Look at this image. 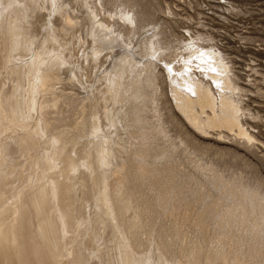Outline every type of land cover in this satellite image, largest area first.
<instances>
[{
    "label": "bare ground",
    "instance_id": "1",
    "mask_svg": "<svg viewBox=\"0 0 264 264\" xmlns=\"http://www.w3.org/2000/svg\"><path fill=\"white\" fill-rule=\"evenodd\" d=\"M8 1L0 0V264H264V180L252 185L214 170L201 180L172 169L173 153L160 143L167 136L162 119H146L154 103L146 88H156V73L132 88L135 127L109 122L114 100L101 95L62 124L60 103L81 89L61 73L69 57L62 32L77 29L74 18L69 13L58 25L56 18V39L43 37L44 0L34 20L22 14L33 2ZM129 7L133 12L136 2ZM136 21L143 22L142 12ZM49 50L58 56L39 63ZM25 62L40 64L36 87ZM217 65L224 90L216 94L200 81L188 85L193 95L174 88L176 106L193 129L233 132L249 148L255 139L241 118L253 116L241 108L243 89L230 66ZM100 134L106 144L96 155L91 140Z\"/></svg>",
    "mask_w": 264,
    "mask_h": 264
},
{
    "label": "rangeland",
    "instance_id": "2",
    "mask_svg": "<svg viewBox=\"0 0 264 264\" xmlns=\"http://www.w3.org/2000/svg\"><path fill=\"white\" fill-rule=\"evenodd\" d=\"M12 1L6 6H11ZM131 1L137 4L133 12ZM29 2L33 4L24 8L23 16L34 20L40 12L47 14L43 37L50 33L48 38L54 39L58 29L55 19L58 18V25L69 13L77 28L71 33L60 27L64 53L69 56L65 70L61 69L62 77L67 85L81 83L82 89L73 100L60 103L64 110L57 115L62 124H72L82 116L80 108L88 106L90 98L101 95L114 100L117 113L111 114L109 122L119 121L127 130L135 127L129 121L134 116L128 112L133 103L132 88L144 74L156 73V88H146L150 98H154V103L146 108V119L151 124L162 119L167 136H161L160 143L173 153L169 158L175 165L172 169L184 170L187 175L191 170L201 180H206L211 170L215 175L244 179L252 185L258 178L264 180V0H54L51 5L44 0L45 8L40 12L43 0L23 3ZM141 12L143 22L138 23L137 14ZM79 46L85 48L78 50ZM57 56L52 50L43 51L39 63ZM148 62L154 69H143ZM221 62L230 66L228 73L243 89L241 108L253 116L241 118L255 139L249 148L239 143L233 132L219 135V130L203 133L193 129L176 106L174 88L193 95L188 85L200 81L208 83L216 94L224 90L221 79L225 74L217 65ZM39 63L37 69L30 62L20 64L33 71L29 83L34 87ZM213 74L218 78H213ZM66 89L72 94L70 86ZM115 125L109 124V129L114 131ZM181 140L186 145L180 144ZM91 141L99 155V148L106 144L102 135ZM260 189L264 195V185ZM214 195L219 197L218 188Z\"/></svg>",
    "mask_w": 264,
    "mask_h": 264
}]
</instances>
